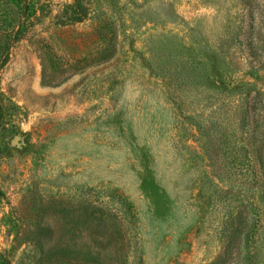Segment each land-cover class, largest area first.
Returning a JSON list of instances; mask_svg holds the SVG:
<instances>
[{
  "label": "rangeland",
  "instance_id": "374dc122",
  "mask_svg": "<svg viewBox=\"0 0 264 264\" xmlns=\"http://www.w3.org/2000/svg\"><path fill=\"white\" fill-rule=\"evenodd\" d=\"M263 117L264 0H0V264H264Z\"/></svg>",
  "mask_w": 264,
  "mask_h": 264
},
{
  "label": "trees",
  "instance_id": "16d2710c",
  "mask_svg": "<svg viewBox=\"0 0 264 264\" xmlns=\"http://www.w3.org/2000/svg\"><path fill=\"white\" fill-rule=\"evenodd\" d=\"M75 3L76 5H80V0H75ZM80 9V8H79ZM78 9V10H79ZM82 11L83 13H79V11L77 10H72L71 11V15H70V19H67L66 22H82L83 20H85L89 14V11L90 9L87 8V7H84L82 8ZM18 35V34H17ZM16 40H19L21 37L20 36H16ZM264 119V117L262 118ZM263 128L262 130V133H261V140H260V146H259V151H258V155H257V163H259L260 165V170H261V173H260V178H259V181L262 182V204L264 203V123H262V126H261V123H260V129ZM264 208V207H263ZM262 208V209H263ZM261 209V211L259 210V212H261V214H263V217H260L261 219V223L259 224V227L260 228H263L264 227V211Z\"/></svg>",
  "mask_w": 264,
  "mask_h": 264
}]
</instances>
